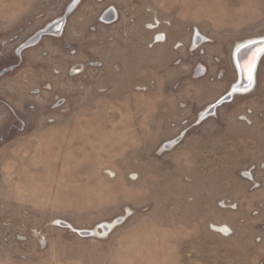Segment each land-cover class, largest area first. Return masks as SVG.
<instances>
[{"label":"rangeland","instance_id":"obj_1","mask_svg":"<svg viewBox=\"0 0 264 264\" xmlns=\"http://www.w3.org/2000/svg\"><path fill=\"white\" fill-rule=\"evenodd\" d=\"M259 38L264 0H0V264H264Z\"/></svg>","mask_w":264,"mask_h":264},{"label":"bare ground","instance_id":"obj_2","mask_svg":"<svg viewBox=\"0 0 264 264\" xmlns=\"http://www.w3.org/2000/svg\"><path fill=\"white\" fill-rule=\"evenodd\" d=\"M262 47H264V38H259V39L251 40L250 42H248L238 50L237 58L241 66L242 73H241L240 85L235 87L232 93L239 92L241 88H243L245 85H247L248 83L254 80L255 67L258 61L257 60L258 58L256 59V54ZM263 50L264 48L261 50V52ZM254 63L255 66L253 65Z\"/></svg>","mask_w":264,"mask_h":264},{"label":"water","instance_id":"obj_3","mask_svg":"<svg viewBox=\"0 0 264 264\" xmlns=\"http://www.w3.org/2000/svg\"><path fill=\"white\" fill-rule=\"evenodd\" d=\"M252 46V45H251ZM249 48V47H248ZM264 47H262L258 52H257V54H256V59L258 58V56H259V54H260V52H261V50L263 49ZM255 59V60H256ZM256 62V61H255ZM254 65V64H253Z\"/></svg>","mask_w":264,"mask_h":264}]
</instances>
